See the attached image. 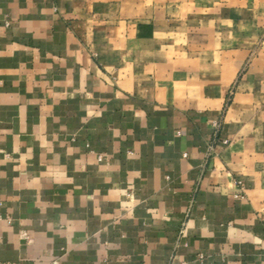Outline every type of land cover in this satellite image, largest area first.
<instances>
[{"label":"crops","instance_id":"obj_1","mask_svg":"<svg viewBox=\"0 0 264 264\" xmlns=\"http://www.w3.org/2000/svg\"><path fill=\"white\" fill-rule=\"evenodd\" d=\"M0 264H264V0H0Z\"/></svg>","mask_w":264,"mask_h":264},{"label":"built area","instance_id":"obj_2","mask_svg":"<svg viewBox=\"0 0 264 264\" xmlns=\"http://www.w3.org/2000/svg\"><path fill=\"white\" fill-rule=\"evenodd\" d=\"M221 122L220 121H216L213 123V128H214V136H217V132L219 130ZM223 144H227V140H223L222 141ZM213 150V145L212 143L209 144L208 146V155L212 153ZM235 186L237 187V192L234 194L235 198H243V194H242V184L240 183V181H235Z\"/></svg>","mask_w":264,"mask_h":264},{"label":"rangeland","instance_id":"obj_3","mask_svg":"<svg viewBox=\"0 0 264 264\" xmlns=\"http://www.w3.org/2000/svg\"><path fill=\"white\" fill-rule=\"evenodd\" d=\"M233 92H234V86L231 87V89L229 90V94H228V100L231 99V96L233 95Z\"/></svg>","mask_w":264,"mask_h":264}]
</instances>
